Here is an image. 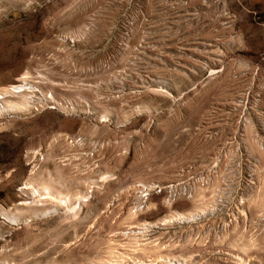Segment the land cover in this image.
Listing matches in <instances>:
<instances>
[{
    "label": "rangeland",
    "instance_id": "1",
    "mask_svg": "<svg viewBox=\"0 0 264 264\" xmlns=\"http://www.w3.org/2000/svg\"><path fill=\"white\" fill-rule=\"evenodd\" d=\"M0 94V264H264V0H0Z\"/></svg>",
    "mask_w": 264,
    "mask_h": 264
},
{
    "label": "bare ground",
    "instance_id": "2",
    "mask_svg": "<svg viewBox=\"0 0 264 264\" xmlns=\"http://www.w3.org/2000/svg\"><path fill=\"white\" fill-rule=\"evenodd\" d=\"M22 91V89L20 88V86H14V87H12V90H11V94H16V93H19V92H21ZM7 94V93H6ZM5 94V95H6ZM8 95V94H7ZM4 98V96L2 95V94H0V100H2ZM1 102V101H0ZM2 103V102H1ZM3 109V107H1V104H0V111ZM44 191H45V193L46 194H49L50 193V190H49V188H47V187H44V188H42ZM45 194V195H46ZM52 194V193H51Z\"/></svg>",
    "mask_w": 264,
    "mask_h": 264
}]
</instances>
